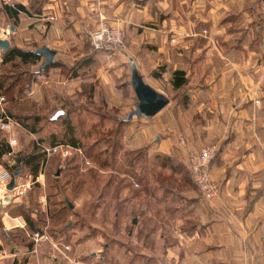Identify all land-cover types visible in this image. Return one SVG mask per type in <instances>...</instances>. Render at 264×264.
Masks as SVG:
<instances>
[{
  "label": "crops",
  "instance_id": "crops-1",
  "mask_svg": "<svg viewBox=\"0 0 264 264\" xmlns=\"http://www.w3.org/2000/svg\"><path fill=\"white\" fill-rule=\"evenodd\" d=\"M2 2L31 6L30 0ZM35 10L40 12L20 13L17 22L9 19L17 25H8L17 36L13 46L8 40L10 48L47 47L56 53V65L33 75L21 100L38 102L51 74L50 91L60 102L66 96L73 106L83 104L84 111L103 113L105 123L119 126L137 105L130 86L133 63L145 84L169 100L154 117L122 125L135 148L150 139L168 156L183 153L181 145L195 153L204 144L216 147L211 173L217 197L206 201L191 187L183 195L187 216L179 220L191 225L180 226L172 244L160 235L150 264H264V0H39ZM99 18L121 31L126 51L89 49ZM43 63L40 57L31 70ZM175 71L184 72L186 83L174 90ZM75 98L86 102L76 105ZM66 105L59 116L81 111ZM24 135L31 145L50 148L41 132ZM12 140L15 146L20 141L7 139L11 151L0 158L7 163L15 153ZM44 173L19 174L12 191L0 185V264H61V255H69L70 244L48 233L45 196L31 209L30 187L44 188ZM23 212L35 222L33 231Z\"/></svg>",
  "mask_w": 264,
  "mask_h": 264
},
{
  "label": "rangeland",
  "instance_id": "rangeland-1",
  "mask_svg": "<svg viewBox=\"0 0 264 264\" xmlns=\"http://www.w3.org/2000/svg\"><path fill=\"white\" fill-rule=\"evenodd\" d=\"M36 4L35 0L30 1V5ZM3 7L0 0V39L10 40L13 46L17 36L8 25L12 23L15 28L17 25L7 18ZM124 51L126 45L122 53ZM18 64L15 69L12 64L1 67L0 63V75L21 73L24 68ZM51 77V74L46 76L49 82ZM49 82L44 84V95L38 102L21 100L20 84L12 93L3 95L1 119L12 115L13 118H8L13 124L9 130H0V140L20 141L17 146L11 145L15 153L8 157L9 164L2 160L0 163L9 172L8 165L18 166L16 157L25 147L28 150L24 155L35 151V145L23 140L27 129L20 120L25 116L31 117L26 121V125L31 126L32 119L37 117L36 129L45 137L44 146L53 147L50 138L54 136L57 144L71 148H63V151L49 157L43 168L45 180H40L45 187L39 189L34 184L29 194L31 209H37L35 204L40 195L45 196L46 216L50 219L58 210L64 209L62 216L51 220L48 229L52 237L58 234L61 243L70 244L68 260L61 255L60 263L150 264L149 255L156 242L157 246L161 243L160 235L165 237L166 244H172L177 239L180 226L186 228L191 225L190 221L180 225L179 220L183 221L187 216L184 196L193 187L186 167L187 152H195L187 151V148L185 151L181 145L183 153L179 150V153L173 152L168 156L159 150L158 141L151 139L146 141L145 147L137 149L132 144L130 132L116 124L110 126L109 122L105 123L103 113L84 111V105H80L86 102L84 98H79V102L74 99L80 106H73L72 100L66 96L61 97L66 101L60 102L50 91ZM63 103L81 111H64L51 121L58 109L65 110L66 104ZM69 130L71 134L67 135ZM71 138L76 141V147L69 144ZM205 146L211 144H204L201 148ZM29 172V168L23 167L19 176H26ZM66 201L73 205V209L66 206ZM43 216L45 214L41 212L38 215ZM134 219L135 224L132 223Z\"/></svg>",
  "mask_w": 264,
  "mask_h": 264
},
{
  "label": "trees",
  "instance_id": "trees-1",
  "mask_svg": "<svg viewBox=\"0 0 264 264\" xmlns=\"http://www.w3.org/2000/svg\"><path fill=\"white\" fill-rule=\"evenodd\" d=\"M35 1L37 2V4L35 6L31 5L29 10L34 11V12H40V10H38V11L35 10L39 5V0H35ZM3 10H4V13L7 16V18L13 20L14 22L18 21L20 13H24V14L30 13L29 10H27L25 7H23L21 5H15L14 8H10L6 5H4ZM37 49H35V50H37ZM35 50L27 51V50H21L17 47H12V48L8 49L5 53H3L1 67H5L7 64H12L13 67L15 69H17V63H19L18 65L21 68H24V70L19 74L10 73V75H6V76L0 75V96L1 97H3V95H7L10 92L12 93L14 91V89H16L18 84H20V89H21L20 93L28 90L29 84L32 80V76L41 73L38 71L40 67H38L34 71L31 70V66H34L35 62L40 59V57L37 54H35ZM93 52H97V51H93ZM52 65L55 66L56 63H54ZM48 68H50V66ZM48 68H46V69H48ZM184 76H185L184 72H182V71H175L173 73L172 78H171V85H172L174 90L180 89L185 85L186 79ZM9 81H10V83H9ZM9 115H10V113H9ZM10 116L11 117H9V116L8 117L13 118L12 115H10ZM1 118H3L2 115H0V119ZM30 118L31 117L25 116L20 121L23 125H25V128L27 130H29L31 133L38 134L40 131L38 128L36 129V125L38 124L39 119L37 117H34L32 119L33 124L31 126H28V125H26V121L29 120ZM127 123H129V122H126L125 118H124L123 120L120 121L119 127L121 128L122 125H126ZM69 134H71V130H69L67 135H69ZM54 138L56 139V137H54ZM6 142H7V139L6 140H4V139L0 140V158L3 155L8 154ZM69 144L72 147L77 146L76 141L72 138L69 139ZM33 145H35L34 146L35 151L31 152L30 155H24V154H26V152L23 150L21 153H19V155H18L19 157L18 156L16 157V162L18 163L19 167L17 166V167L13 168L12 165L8 166L9 172L12 175L18 168L20 169V171H19V173H20L21 170L23 169V167H27V168H29V171H30L29 173L33 177H36L38 175V172L48 164L49 158L48 159L46 158L43 150H40V147H38L35 143ZM50 145L56 146L59 144H57L53 140L50 143ZM11 156H12V154H11ZM215 158H216V156H215ZM190 179H191V177H190ZM63 212H64V209L58 210V212L55 215L51 216V219H54V220L58 219L60 216L63 215ZM23 213H24L23 217H24L27 228L30 231H33L35 222H33V220L30 218V215L28 213H25V212H23Z\"/></svg>",
  "mask_w": 264,
  "mask_h": 264
},
{
  "label": "built area",
  "instance_id": "built-area-1",
  "mask_svg": "<svg viewBox=\"0 0 264 264\" xmlns=\"http://www.w3.org/2000/svg\"><path fill=\"white\" fill-rule=\"evenodd\" d=\"M52 17H48L51 20ZM89 46L93 51L105 52V53H121L125 49V45L122 39L121 31L117 28L111 27L104 18H99L97 27L92 30L88 36ZM4 101L0 96V104ZM11 120L8 117L0 119V130H9ZM15 144V140L10 142V145ZM40 147V146H39ZM42 148L47 157H51L62 149H71L68 146L56 145L50 148ZM65 150L64 152H66ZM66 155V154H65ZM216 156V147L205 146L196 153H187L186 167L191 177L192 183L198 192V194L206 201L213 200L218 194V184L213 179L211 173V163ZM13 175L10 172L4 171L0 174V185L6 189L7 185L12 180ZM33 238H38L37 235H33ZM41 238V237H39ZM38 238V239H39ZM34 242H37L35 239Z\"/></svg>",
  "mask_w": 264,
  "mask_h": 264
},
{
  "label": "water",
  "instance_id": "water-1",
  "mask_svg": "<svg viewBox=\"0 0 264 264\" xmlns=\"http://www.w3.org/2000/svg\"><path fill=\"white\" fill-rule=\"evenodd\" d=\"M10 31H14L13 27H10ZM9 48V41L6 39H0V50L5 53ZM35 54H37L39 57L44 58V63L39 68V72H42L46 68L51 66L56 56V53L47 47H41L35 50ZM130 68V86L132 87L133 92L135 94L137 105L135 106L134 110H132L126 115L125 121L130 122L133 117H143L145 119H150L156 114H158L162 109H164L169 104V100L167 99V97L160 93H157L147 84H145L143 78L139 75L133 63H131ZM59 115L60 113H57L56 115H54L53 119H56ZM8 150L11 151L9 145ZM19 171L20 169L18 168L13 173V178L7 186V189L9 191H12L14 189L15 178L18 177ZM66 205L69 209H73V205L68 201H66ZM132 223H136L135 219Z\"/></svg>",
  "mask_w": 264,
  "mask_h": 264
}]
</instances>
